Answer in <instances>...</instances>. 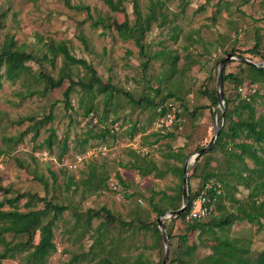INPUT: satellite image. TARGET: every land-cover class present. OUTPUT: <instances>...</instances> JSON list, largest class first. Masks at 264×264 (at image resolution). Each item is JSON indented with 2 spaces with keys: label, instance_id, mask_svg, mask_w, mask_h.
<instances>
[{
  "label": "rangeland",
  "instance_id": "obj_1",
  "mask_svg": "<svg viewBox=\"0 0 264 264\" xmlns=\"http://www.w3.org/2000/svg\"><path fill=\"white\" fill-rule=\"evenodd\" d=\"M150 1L138 0L141 12L147 11ZM218 1L220 6L217 5ZM70 4L71 7L67 6L64 0H0V11L5 13L4 26L0 29V43L8 35L13 36L17 44L27 51H45L46 44L64 41L73 55L84 58L95 67L103 81L109 79L114 86L128 92L115 93L108 105H104L103 95L96 94L93 99L94 105L98 107L97 114L100 115L106 110V118H118V124L136 122L139 126L148 128L152 109L143 110L140 107L145 104L144 100L156 101L168 91L180 92V96L186 101L188 112H193L196 107L199 109L194 116L185 115L183 130L173 140H160L162 144L151 149L152 157L160 167L165 165L166 160L162 153L166 145L182 147L185 152H189L193 151L198 142L205 140L207 143L210 140L214 126L213 107H206L209 101L201 90L216 87L220 58H224L234 48L242 52L243 57H251L252 62L264 65V0H167L165 23L161 26L158 22L152 23L150 31L144 35V55L132 39H122L115 28L93 27L87 12L78 10L75 6H88L94 19L102 17L106 22L109 16L122 22V12L110 11L102 0H70ZM123 6L128 19L132 21V0H123ZM176 35L177 39L174 40ZM257 38L260 45L259 54L255 56L256 54L247 53L246 50L254 46ZM186 52L191 54L188 59H185ZM157 54L161 55L155 56ZM175 54H178L179 59L176 69L171 73L169 60ZM215 54L216 57L213 56ZM147 59L149 61L143 67L142 63ZM239 62L237 59L229 60L226 71L238 72L241 68ZM28 64L35 73L42 69L55 77L59 75L61 68L71 72L74 80L85 74V69L80 65L67 68L59 55L53 64H39L37 61H30ZM28 85L39 92L21 99L20 92H24ZM68 85L69 82L65 79L60 87L41 94L43 84L35 83L32 79L28 82L24 79L15 82L3 80L0 86V186L7 193L1 190L0 200L11 199L20 193H31L68 206L60 219L53 222V241L57 251L48 256L46 264H71V256L81 252L93 255L89 249L96 235L94 228L102 217L92 218L91 230L83 234L80 224L75 222V212L84 213L89 208L97 210L102 206L115 217L108 228L107 236L103 237L106 247L104 254L111 248L107 257L112 264H140L139 261L141 264H157L161 254L165 252L164 244L161 248L163 241L154 245L153 230L141 226L142 223L157 218L152 204L159 202L161 192L172 194L174 185L179 183V177L170 171L161 179L152 175L140 177L129 166L132 154L126 147L119 148L114 158L92 162L98 173L108 174L110 182L118 180L117 174L124 176V186L111 189V185V188L102 191L88 190L82 180L87 176L90 162L79 170L62 172L56 159L64 139L69 146L66 154L82 151L97 141L88 136L91 126L87 122L88 118H84L83 105L89 95L83 90L69 89ZM223 86L228 88V92H233L232 82L227 81ZM63 91L70 98L72 110L66 106ZM253 105L258 113L264 110L262 88L260 95L253 100ZM49 112L52 120L39 127V134L35 139L30 131L15 146L7 142V138L17 136L31 126L29 120L18 123L20 120L30 117L39 120ZM219 115L218 108L217 119ZM51 130H55L57 134V140L52 147H36L43 143ZM92 130L96 132L94 128ZM127 136L123 134L118 139L123 141ZM83 138H88V141L81 147L77 142ZM148 140H153V137H148ZM166 141L168 143L163 146ZM41 151H47L48 155L43 156ZM218 153L216 150L212 156L216 159ZM172 162L170 159L169 163ZM224 168L221 163V170L224 171ZM50 170L57 174L55 179ZM190 170L191 166L188 174ZM69 176H73L75 184L67 189L65 185ZM200 182L198 178H191L192 190L197 189ZM229 183L237 185L235 190L230 188V191L236 198L243 200L247 189L239 185L235 177ZM26 199L27 196L17 202L19 209L25 210L23 204ZM36 206L40 208L43 204L38 202ZM235 208L233 206V211ZM1 209L7 210L9 205L5 204ZM171 218L162 217L163 224L165 222L175 234L183 233L185 223L179 220L170 221ZM122 221L125 224H121ZM2 224L0 222V226ZM242 224L235 225L234 233L237 235L240 231L243 236L251 238L253 252L264 249V227L257 229L254 224ZM188 236L189 242L199 243L192 260L193 264H198V260L204 259L210 253V248L203 242L201 244L196 232L189 233ZM4 237L12 241L26 239V236H14L11 233H5ZM115 237L118 240L111 242L110 239ZM202 239L204 240L203 234ZM37 240L36 234L35 241ZM172 241L175 244L176 238ZM2 248L0 243V250ZM96 249L99 252L101 246H96ZM25 254L26 252H22L14 258L4 259L1 264H24ZM169 257L170 246L168 259ZM97 259L98 256L94 261L83 260L77 264H96Z\"/></svg>",
  "mask_w": 264,
  "mask_h": 264
},
{
  "label": "trees",
  "instance_id": "obj_2",
  "mask_svg": "<svg viewBox=\"0 0 264 264\" xmlns=\"http://www.w3.org/2000/svg\"><path fill=\"white\" fill-rule=\"evenodd\" d=\"M102 1L109 7L110 11L122 12L124 15L123 21L118 22L114 17L110 16L107 18L108 22L102 17L94 19L89 12L88 6L77 5L75 7L78 10H85L87 12L88 19H90L93 27L101 26L104 29L113 27L122 39H132L134 44L139 48L140 53L144 55V35L150 31L152 23L158 22L160 26L165 23L166 13L168 11L166 6L167 0H151L145 13L141 12L138 0H132V12L134 16L132 21L127 17L125 7L123 6V0ZM64 2L67 6L71 7L70 0H64ZM217 5L220 6V1L217 2ZM4 17L5 13L0 11V29L4 26ZM173 39L176 40L177 35L174 36ZM259 45L260 41L257 38L254 46L246 50V52L256 54L255 56H257V54H259ZM230 51L236 55L242 56V52L234 48ZM58 55L61 56L62 62L67 68L72 65H80L84 68L85 74L83 77L74 80L71 72L64 68H61L59 75L56 77L42 69L35 73L31 65L28 64L30 61H37L39 64H53ZM159 55L161 54L155 56ZM190 55L189 52H186L185 59H188ZM213 56L216 57V54ZM262 56L264 61V54ZM178 59V54L170 57L169 63L171 64V73L176 69V62ZM221 59H223V57L220 58L218 62ZM250 59L252 58L250 57ZM148 61V59L145 60L142 66L146 67ZM227 64H229V61L225 64L223 70V85L228 81L232 82L234 87L233 90L231 89L233 92H228V88L224 86L222 89L225 105L223 125L211 149L200 155L197 160L190 165L191 170L188 174V192L189 200L191 201L198 194L206 181L215 179L222 184V192L220 194H213V204L222 205V202L227 200L230 202L232 209L233 206H236V208L235 211L226 209L225 213L220 216H213L211 213L208 217L195 221L185 220L186 210L181 215L170 219V221L179 220L185 223L184 232L178 234H175L173 229L164 222L170 246L168 264H193L192 260L199 247V243L189 242L190 237L188 234L196 232L198 239L201 240L203 233L210 234L211 230L215 227L221 231L220 236L215 237L217 242L211 246V252L205 256L204 259L198 260V264H264V249L253 252L251 249V238L243 236L240 231L234 237L227 236L222 238L225 231H229L235 222H246L250 225L254 224L257 229H262L264 227V110L258 113L253 105V100L260 95L261 88L264 93V66L257 67L251 63L240 61V70L236 73H232L226 71ZM18 79H24L26 82L32 79L35 83H42L43 88L40 91L41 94H45L54 88L60 87L65 79L69 82L67 88L83 90L89 95V98H87L83 105L84 118H88L90 113L93 114L91 117L89 116L87 120L91 126L87 134L97 141L108 142L123 134L132 137L137 133L146 131L147 126H139L136 122L129 123L126 128H123L125 125L124 122H120L119 126L122 130L114 132L113 126L115 123H118V118L108 120L105 114L107 113L106 110L102 111L100 115L97 114L98 107L94 105L93 102L96 94L103 95L105 98L104 105H108L111 103L109 101L112 100L115 93L119 94L123 92L128 94V92L114 86L109 79L103 81L101 76L97 74L95 67L84 58H78L73 55L64 41L46 44L45 51L38 49L27 51L17 44L13 36L6 35L3 42L0 43V86L3 80L15 82ZM239 87L247 88L245 95L238 91ZM252 88H254V92H251ZM37 92H39V90L29 87L28 85L24 92H20V96L21 99H24ZM201 92L209 101L206 107H214L217 104L216 87L206 88L201 90ZM63 94L67 108L72 110L73 107L70 98L66 96V92L64 93L63 91ZM180 95V92L168 91L167 94L156 101L154 99L144 100L145 104L140 107H143V110L147 108L152 109L150 122L155 118L156 105L166 99H179L182 101L183 106L179 114L182 120L180 130L175 126L173 130L168 131L166 134L154 132L143 135V144L153 148L154 145L162 144L160 140H168V142L169 139L173 140L175 135L183 130L186 121L185 115H195L194 113L199 107H196L193 112H188L186 101L184 97ZM218 118H220V115ZM25 119L31 122V126L27 127V129L19 133V135L7 138L8 143L14 146L17 145L22 141L23 136L30 131H32V138L35 139L39 134V127L43 125V123L50 122L52 120V114L49 112L39 120L32 117L23 118L18 123H21ZM92 128H94L96 132H93ZM148 137H153V140H148ZM56 140L57 134L55 130H51L43 140V143L36 147L44 148L43 146H45V148H50ZM87 141L88 138H83L77 143L82 147ZM168 142L166 141L163 146ZM205 144V140L202 143L198 142L193 151L189 152H185L182 147L173 148L170 144L166 145L162 153L163 158L166 160L164 167L158 165L153 159L152 153L141 155L135 150L129 149V153L132 154L129 166L135 169L140 177L152 175L155 178L161 179L166 176L168 171L179 177V183L174 185L173 193L167 194L166 192H161V197L158 200L159 202L152 204V209L155 211L157 217L164 214L167 210L180 207L184 161ZM68 150L69 146L66 139H64L61 144L58 160H60ZM216 150L219 151V155H217L215 159L212 153ZM170 159L173 160L172 163H169ZM90 163L88 164L87 176L82 180L87 189L102 191L111 188L109 186L108 174L106 172L98 173L95 164ZM221 163L225 166L224 171L221 170ZM62 170V172L67 171L63 168ZM50 174L53 179L57 176L52 170H50ZM193 177L201 181L198 188L194 190H192L190 185V179ZM234 177L237 179L239 185L247 189V195L243 200L236 198L235 194L230 191V188L235 190L237 186L229 183V180ZM117 179V187L120 185L124 186L125 181L118 174ZM74 184L73 176H69L65 185L66 188L68 189ZM1 190L7 193V190L0 186V191ZM26 196L27 199L23 204L25 210H21L18 208L17 202H19L22 197ZM38 202H41L43 206L37 208L36 205ZM5 204L9 205V209L2 210L1 208ZM67 208L68 206L66 205L54 203L44 196L38 197L31 193H20L11 199L7 198L0 200V222L3 223L0 226V243L3 245V248L0 250V264L2 260L14 258L17 254L22 252H26L24 264H46L48 256L57 251L53 241V222H57L62 212ZM75 216V222L80 224L83 234L91 230L92 218L102 217V220L94 228L96 235L89 249V252L94 256L86 254L87 252L73 254L69 263L77 264L79 261L83 260L91 262L98 256L96 264H112V261L107 257V254L111 253V248L107 249L106 254H104L106 247L103 242V237L107 236L109 226L115 220L112 212L102 206L97 210L89 208L84 213L75 212ZM156 219L157 218H154L150 222L142 223L141 226L142 228L153 230L154 245L162 243V237L157 227ZM121 224H125V222L122 221ZM68 231L70 232V230ZM5 233H11L14 236H26V239L24 241L7 240L4 237ZM36 234L38 235L37 241H35ZM173 238H176L175 244H173ZM110 241L112 242L113 239L111 238ZM99 245L101 246V250L97 252L96 246ZM161 248H163V243L161 244ZM163 256L164 254H161L157 264L161 263ZM139 263L141 264V261H139Z\"/></svg>",
  "mask_w": 264,
  "mask_h": 264
},
{
  "label": "built area",
  "instance_id": "obj_3",
  "mask_svg": "<svg viewBox=\"0 0 264 264\" xmlns=\"http://www.w3.org/2000/svg\"><path fill=\"white\" fill-rule=\"evenodd\" d=\"M238 91L245 95L247 88L239 87ZM251 92H254V88L251 89ZM182 106L183 104L181 100L172 98L166 99L163 102L157 104L155 107V118L149 125V130H147L148 133L146 134H151L154 132L166 134L168 131L173 130L175 126H177L178 130H180L182 126V120L180 119L179 114L182 111ZM92 115V113L89 114L90 117ZM123 128H126V126L124 125ZM121 130L122 128L119 126V124L115 123L113 126V131L115 132ZM121 147L133 149L141 155L150 154L151 149H153L152 147L143 144L141 135L136 134L132 137H125L123 141H120L118 137L109 143L96 141L92 145L84 148L82 151L64 154L60 160L56 159V162H58L63 169L73 172L75 170L81 169L89 162L103 160L105 158H114ZM41 154L43 156L48 155L47 151H41ZM36 155L39 154L36 153ZM111 185L113 188H116L117 181H109V186ZM221 192L222 184L218 180L210 179L206 181L198 194L191 201L189 200V204L186 209L187 213L185 215V220L195 221L208 217L213 211V194H220Z\"/></svg>",
  "mask_w": 264,
  "mask_h": 264
},
{
  "label": "water",
  "instance_id": "obj_4",
  "mask_svg": "<svg viewBox=\"0 0 264 264\" xmlns=\"http://www.w3.org/2000/svg\"><path fill=\"white\" fill-rule=\"evenodd\" d=\"M231 59H237L239 61H244L247 63H251L257 67L264 66L263 63L258 62H252L250 59L239 56L234 54L233 52H228L226 56L219 61L218 67H217V75H216V91H217V104L212 109V114L214 116V126H213V134L210 138V140L200 149H198L196 152L190 155L189 158L185 159L182 169V192H181V205L177 209H170L167 210L164 214L157 217V227L161 233L162 241L164 244L165 252L164 256L161 260L160 264H167L168 262V256H169V239L162 221V217H177L181 215L184 211H186L188 204H189V192H188V169L189 166L192 165L197 158L206 153L208 150L211 149L213 143L215 142L216 138L218 137V134L222 128L223 125V117H224V95H223V81H222V75L223 70L225 67V64L231 60ZM221 111L220 118L217 119V110Z\"/></svg>",
  "mask_w": 264,
  "mask_h": 264
},
{
  "label": "crops",
  "instance_id": "obj_5",
  "mask_svg": "<svg viewBox=\"0 0 264 264\" xmlns=\"http://www.w3.org/2000/svg\"><path fill=\"white\" fill-rule=\"evenodd\" d=\"M125 126L127 127L126 124H125ZM147 130H149V128L148 129L146 128V131L145 132L137 133V134H140L141 135V138H142L143 135H145L146 133H148ZM122 179L124 180L125 177L123 176ZM226 209L233 210L231 208L230 202H228L227 200H224L222 202V205H219V204L213 205V211L211 213H212L213 216H220V215H222V214L225 213V210ZM242 223H244V222H235V223H233V225L231 226V229L229 231L226 230L225 233L222 235L223 236L222 238L227 237V236L228 237H234L236 235V233H234V227H235V225H238V226L239 225H243ZM220 232L221 231L217 227H215L213 230H211L210 234H204L203 233L204 240L203 239H201V240H202V242L204 244H206L210 248V252L212 250L211 246L217 242V240L215 239V237L220 236ZM114 240H118V238L115 237V238H113V241ZM203 243H201V244H203Z\"/></svg>",
  "mask_w": 264,
  "mask_h": 264
}]
</instances>
